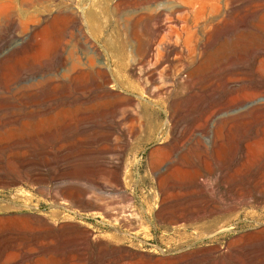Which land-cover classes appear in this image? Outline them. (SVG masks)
I'll return each mask as SVG.
<instances>
[{
  "label": "bare ground",
  "instance_id": "6f19581e",
  "mask_svg": "<svg viewBox=\"0 0 264 264\" xmlns=\"http://www.w3.org/2000/svg\"><path fill=\"white\" fill-rule=\"evenodd\" d=\"M99 2L76 0V4L82 7L81 12L74 6L53 5L50 23H61L62 35H51L52 46L42 57L43 62L34 70L19 71L12 81L27 88L28 91L22 92L21 97L29 109L14 112L0 101V111H4L10 125H18L26 134L29 129L38 130L42 127L41 122L53 121L56 116L52 115L50 106L57 95L47 91L49 85L56 83L64 89L68 84L83 80V88L77 90L73 101L74 104L77 99L86 103L84 106L82 103L73 105L72 111L106 110L103 113L106 137L114 134L117 148L114 157L104 154L99 159L94 157L93 162L96 158L105 167L109 182L101 181L104 182L102 186L94 172L91 175L93 179H89L96 185L94 188L83 187L81 181L72 179L57 183L63 178L78 176L81 168L74 171L77 173L67 171L63 166L52 168L47 158L50 152L37 146L25 150L23 147L27 138L24 142H16L17 147L7 153L11 161L8 159L6 163L0 158V248L7 243L10 234L24 231L30 235L38 233L43 239L34 244L36 247L26 248L21 256L13 258V264H26L25 260L30 258L34 259L33 264H46L39 250L42 247H48L57 254L71 249L74 253L70 264H264V133L258 126L264 121V0H118L113 5L114 36L102 33V50L90 41L87 33L94 28L92 19L97 18L94 6ZM12 21L9 32L0 37V80L8 57L12 58L30 42L31 37L35 42L33 44L38 45L33 34L34 26L29 35L18 38L15 30L20 24L15 22L14 17ZM15 38L19 41L11 43ZM36 50H39L38 47ZM12 95L19 96L20 92L14 91ZM196 117L211 121L216 128L211 131L215 136L213 140L222 148L226 147L227 135L237 134V139L235 135L233 138L237 142L232 159L237 166L248 167L247 160L252 156L254 145L260 141L262 150L258 155L257 170L240 174L214 172L213 181L209 182L201 178L203 173L198 169L190 172L177 168L178 164L174 162L181 151L180 140L184 127L187 128L185 123L192 122ZM87 124L82 123L79 130L87 129ZM95 128L92 131H98ZM207 130L204 127L198 129L199 136H206ZM154 141L158 142L149 150L148 156L158 155L161 159L149 160L146 172L139 174L134 182L136 173L128 168L129 164L124 160L125 152ZM69 145L67 148L71 147ZM68 150H65L66 154L71 155ZM74 156H80V152L77 151ZM206 161L202 163L206 164L203 168L209 165ZM172 163L176 166H171ZM92 171L91 168L89 172ZM98 176L102 178L100 174ZM145 177L153 179L147 186L143 182ZM50 181H55L56 186L50 188ZM178 181L187 185L181 182L184 187L179 188V183L176 185ZM191 181L196 183L188 185ZM12 185L35 187L42 195L50 196L55 208L48 213L27 212L31 208L37 209L38 202L34 200L37 203L30 204L32 197L24 193L27 191L21 186L10 189ZM100 186L110 190L107 194L102 192L107 197L114 191V207L111 202L103 201L106 196H100ZM83 206L99 210L91 217L110 218L114 214V225L134 232L135 236L141 233L148 237L150 230L146 217L161 222L160 226L165 231L166 228L170 230L166 233L169 237L166 239L169 241L167 247L178 250L177 254L155 256L156 251H146L141 243L123 233H108L104 239L99 238L92 225L75 219L82 210L78 213L74 208L81 209ZM255 208H262V212ZM20 219H25L28 227L23 226L25 222L20 224ZM245 220L255 221L257 228L244 232L226 246L212 244L227 234L223 231L232 221L237 224V221ZM178 221L182 222L177 224ZM202 237H208L211 245L192 249L193 241ZM52 253L47 255L48 259L55 258Z\"/></svg>",
  "mask_w": 264,
  "mask_h": 264
},
{
  "label": "rangeland",
  "instance_id": "374dc122",
  "mask_svg": "<svg viewBox=\"0 0 264 264\" xmlns=\"http://www.w3.org/2000/svg\"><path fill=\"white\" fill-rule=\"evenodd\" d=\"M18 1V2H17ZM105 1V2H104ZM118 0H100L99 4L94 6L95 8V12H96V16L97 18L92 19V23L94 25V28H92V30H89L87 33L90 35V41L94 42L98 48L100 50H102L101 47V38L100 36L102 35V33H108L109 36L113 37L114 35V4L117 2ZM56 2V3H55ZM57 3H61L63 6H65L66 8H71L74 6V9L76 7L79 8L80 12L82 11V7H80V5L76 4V0H0V37L9 32V30L11 29V21L12 18L14 17V20L16 23L20 24L17 25L19 27H17V30H15V35L20 38V37H25L27 35L30 34L31 32V27L34 26L36 29L33 32L34 36L36 37V41L38 45H35L33 43H35L31 37V40L28 44L24 45V47L21 50H18L13 56L8 57V62L6 63L5 67L6 70H4V75L2 76V79L0 80V101L2 103H4L5 105L9 106L10 109L14 112H25L29 109L28 104H26L23 101V97H21V93L22 92H26L28 91L26 87H21L18 84L12 82L14 81V77L17 75V73H19V71L21 70H34L42 61V57L45 55V53L47 52L48 49H50V47L52 46V39H51V35L53 34H58V35H62V31H61V23H55V25L51 22V16H52V10L54 8L53 5L57 4ZM66 5H65V4ZM51 4V5H50ZM73 4V5H72ZM103 4V5H102ZM76 5V6H75ZM101 7H100V6ZM98 7V8H97ZM97 8V9H96ZM75 9V10H76ZM103 10V11H102ZM106 10V12H105ZM110 10V11H109ZM109 11V12H108ZM112 11V12H111ZM51 12V13H50ZM43 13V14H42ZM107 13V14H106ZM109 13V14H108ZM111 13V14H110ZM109 15V16H108ZM40 17V18H38ZM111 18V20H110ZM28 20V23H27ZM31 20V21H30ZM35 20V21H34ZM47 20V21H46ZM34 21V22H33ZM6 22H8L6 24ZM13 22V21H12ZM25 24H24V23ZM30 22V23H29ZM96 22V23H95ZM50 23V24H49ZM106 23V24H105ZM21 24H23L21 26ZM60 24V25H59ZM96 24V25H95ZM44 25V26H43ZM57 27H54L56 26ZM108 25V26H107ZM24 29H22L21 27ZM28 26V27H27ZM43 26V27H42ZM107 26V27H106ZM26 28V29H25ZM113 28V30H112ZM24 30L22 32V30ZM41 29V30H40ZM49 29V30H48ZM38 30V31H37ZM54 30V31H53ZM41 31V32H40ZM60 31V32H59ZM111 32V33H110ZM61 33V34H60ZM42 34V35H41ZM107 34V35H108ZM44 36V37H43ZM37 37H41L37 38ZM18 38H15L12 40L11 43H16L19 41ZM49 39V40H48ZM32 42V43H31ZM32 44V45H31ZM28 46V47H27ZM40 46V47H39ZM39 50H36L35 48ZM40 49H42L40 51ZM36 50V52H35ZM20 51V52H19ZM33 51V52H32ZM40 54H39V53ZM25 53V54H24ZM32 53V55H31ZM36 53V54H35ZM38 53V55H37ZM24 54V55H23ZM37 55V56H36ZM106 57H108L107 55H105ZM33 57V58H32ZM11 58V59H10ZM18 60H17V59ZM26 58V59H25ZM48 58V57H47ZM16 60V61H15ZM22 60V61H21ZM47 60V59H46ZM21 61V62H20ZM12 62V63H10ZM10 63V64H9ZM17 63V64H16ZM18 63L20 65H18ZM36 64V65H35ZM17 65V67H16ZM22 65V66H21ZM10 66V67H9ZM20 67V68H19ZM26 67V68H25ZM31 67V68H30ZM19 69V70H18ZM6 71V72H5ZM8 73V75H6ZM11 73V74H10ZM7 78V79H6ZM83 80H81L80 83L75 82L73 84H68L67 86H64V89H61V86H56L59 84L53 83L51 85H49V88H47V91H49L50 93H55L53 95H57L56 99L52 100V105L51 107V113L54 117L53 121L50 122H41L40 126L42 125V127L38 130L36 129H29L30 131L24 132L23 130H20V128L18 127V125L16 124H9L7 122V117L3 114L4 111H0V158L2 160H4L6 163H8L9 161H11L10 157H8L7 153H9V151H12V148L15 146L16 142H20V141H25L26 138L28 139V141H25V150L29 149L32 146H37L39 149L42 150H46L47 153H49L50 155H47V158H49V165H52V168H56L58 167H65L67 168V171L70 172H74L76 171V169H80V172H74L79 174L76 177H72V178H63L61 180L56 181L57 183H61L62 181H72V180H78V182L80 183L81 181V185H83V187H85L86 185L88 187H93L96 186L94 185L92 180L93 178L91 177V175L93 176L94 172L96 174V179L99 180L98 183H100L101 181H104L106 183H108V177L106 174L105 167H103L102 164L99 163V160L97 161V159H99L100 155H106V156H110V157H114L113 153L114 150L117 148L116 144H117V140L115 138V135L113 134V136L107 138L106 137V129H105V123H104V117H103V113L106 111H104L103 109L97 108L95 110H88V109H82L79 110L78 113H74L73 110V105L75 104H83L86 102H80L78 99L76 100L75 104L73 101V97L75 96V93L78 92L80 89L83 88L82 85ZM9 84V85H8ZM4 87H3V86ZM54 86V87H53ZM13 87V88H12ZM19 87V88H18ZM68 87V88H67ZM25 88V89H24ZM74 88V89H73ZM79 88V89H78ZM57 89V90H56ZM66 89V90H65ZM69 89V90H68ZM7 90V91H6ZM9 90V91H8ZM20 92V97L18 95H12L13 92L17 91ZM78 90V91H77ZM13 91V92H12ZM9 92V93H8ZM66 92V93H65ZM4 93V94H3ZM65 93V94H64ZM68 93V94H67ZM34 94V93H33ZM73 94V95H72ZM66 95V96H65ZM18 98H17V97ZM60 97V98H59ZM6 98V99H5ZM2 99V100H1ZM80 102V103H79ZM69 103V104H68ZM11 105V106H10ZM62 109V110H61ZM63 111V112H62ZM109 111V110H108ZM112 111V110H110ZM81 113V114H80ZM90 115H89V114ZM3 114V115H2ZM93 115V116H92ZM96 115V116H95ZM86 117V118H85ZM93 117V118H91ZM88 119V120H87ZM202 121V122H198V121ZM187 121L185 123V125L187 126L184 127V134L182 136V139L180 140V154L179 157L176 158V162H174L177 165V168L181 169L182 171H186L189 170L191 171H198L201 172L202 177L206 179L207 181L211 182L213 181V176H214V172H219V171H223V173H227V174H233L238 172L240 174L241 173H246L245 171H247V173H251L254 170H257V159L258 155L260 156L261 150H262V145L260 143V141H258L256 143V145H254V150L252 153V156L247 160V166H240L235 163H233L232 159L235 155V150H236V142L237 140V134L234 135H227L225 137V141H226V147H221L215 140V136L213 133L212 136V132L211 131H215L216 128H214L211 125V121H204L203 118H199L196 117L194 120ZM205 123H204V122ZM88 122V124H87ZM95 122V123H94ZM103 122V123H101ZM190 122V123H189ZM207 122V123H206ZM83 124H87L88 127L91 129H89L87 127V129L81 131L79 130L80 125ZM200 125H198V124ZM7 124V125H6ZM47 124V125H46ZM52 124V125H51ZM191 124V125H190ZM262 124V125H261ZM14 127H13V126ZM204 125V126H203ZM207 125V126H206ZM261 125V126H260ZM191 126V127H190ZM194 126V128H193ZM199 128H198V127ZM204 127L207 130V137L206 136H199L198 133V129H200L201 127ZM206 126V127H205ZM260 131H262L264 133V121L258 124ZM7 127L10 129H7ZM12 129H11V128ZM96 127V128H95ZM262 127V128H261ZM5 128V130H4ZM43 128V129H42ZM98 130V131H92V130ZM101 128V129H100ZM210 128V129H209ZM213 128V130H212ZM89 129V131H88ZM3 130V132H2ZM87 130V131H86ZM7 131V132H6ZM17 131V132H16ZM40 131V132H39ZM43 131V132H42ZM90 131H92L91 135H90ZM105 132V133H101V132ZM186 131V132H185ZM189 131V132H188ZM193 131V132H192ZM10 132V133H9ZM79 132V133H78ZM87 132V133H86ZM100 134H99V133ZM89 133V134H88ZM96 133V134H95ZM187 133V134H186ZM191 133V134H190ZM195 133V134H193ZM9 134V135H8ZM84 134V135H83ZM98 134V135H97ZM5 135V136H4ZM73 135V136H72ZM88 136L89 138H85V136ZM90 135V136H89ZM185 135V136H184ZM194 135V136H192ZM16 136V137H15ZM26 136V137H25ZM96 136H98V138H96ZM211 136V138H210ZM22 137V139L20 138ZM31 137V138H30ZM92 137V138H91ZM104 137V138H102ZM189 137V138H188ZM203 137V138H202ZM207 139H205V138ZM229 139H228V138ZM232 137V138H231ZM235 137V139H233ZM3 138V139H2ZM34 138V139H33ZM83 138V139H82ZM85 138V139H84ZM196 138V139H195ZM227 138V139H226ZM14 139V140H13ZM36 139V140H35ZM87 139V140H86ZM202 139V140H201ZM204 139V140H203ZM209 139V141H208ZM214 139V140H213ZM231 139V141H230ZM73 142H72V141ZM75 140V141H74ZM78 140V141H77ZM81 140V141H80ZM111 140V142H110ZM213 140V142H212ZM258 140V139H257ZM54 141V142H53ZM66 141V142H65ZM70 141V142H69ZM77 141V142H76ZM115 141V142H114ZM203 141V142H202ZM229 141V142H228ZM30 142V143H29ZM31 142L33 144H31ZM47 142V143H44ZM84 144H82V143ZM109 142V143H108ZM158 141H154V142H150L146 145H141L139 148H135V150H128L125 152L124 155V160L126 163L129 164L128 168H132V170L135 171L136 176L133 177L134 182L138 180V176L142 175L143 173L146 172V170L148 169L149 166V160L153 161L156 159H161V157L159 158L158 155L149 157V150L152 149V147L154 145H156ZM200 144H199V143ZM202 142V143H201ZM207 142V143H206ZM216 142V143H215ZM233 142V143H232ZM27 143V144H26ZM63 145H62V144ZM71 144L67 148L68 144ZM81 143V145H79ZM184 143V144H183ZM205 143V144H204ZM212 143V144H211ZM229 143V144H228ZM3 148H2V146ZM12 144V145H10ZM53 144V145H51ZM202 144V146H201ZM214 144V145H213ZM234 144V145H233ZM59 145V146H58ZM62 145V146H61ZM66 145V146H65ZM86 145V146H85ZM183 145V146H182ZM200 145V146H199ZM208 145V146H207ZM212 145V146H211ZM218 145V146H217ZM28 146V147H27ZM51 146V147H50ZM182 146V147H181ZM215 146V148H214ZM220 146V147H219ZM17 147V146H15ZM57 147V149H56ZM78 147V149H77ZM85 149H84V148ZM87 147V148H86ZM116 147V148H115ZM142 147V148H141ZM211 149H210V148ZM221 149H219V148ZM234 149H233V148ZM259 147H261L259 149ZM48 148V149H47ZM52 148V149H51ZM82 148V149H81ZM183 148V149H182ZM2 149V150H1ZM69 149V150H68ZM71 149V150H70ZM139 149V150H138ZM143 149V150H142ZM179 149V150H180ZM204 149V150H203ZM213 149V150H212ZM223 149V150H222ZM226 149V150H224ZM68 150L69 154H66V151ZM108 150V151H107ZM216 150V151H215ZM56 151V152H55ZM63 151V153H62ZM77 151L80 152V156L76 157L74 156V154L77 153ZM133 151V153L131 152ZM220 151V152H219ZM222 151H224L222 153ZM232 151V152H231ZM137 152V154H136ZM216 152V153H215ZM256 154H255V153ZM53 153V154H52ZM60 153V154H59ZM142 153V154H141ZM145 153V154H144ZM218 156H220L217 160L216 154H218ZM65 156H64V155ZM224 154V155H222ZM255 154V155H254ZM3 155V156H2ZM61 155V156H60ZM69 155V156H68ZM215 155V156H214ZM229 155V156H228ZM232 155V157H231ZM254 155V156H253ZM68 156V157H67ZM97 156V157H96ZM138 156V157H137ZM204 156V157H203ZM222 156V158H221ZM226 156V157H225ZM54 157V158H51ZM61 157V158H60ZM96 157L94 159L93 162V158ZM134 157V158H132ZM146 157V158H145ZM224 157V158H223ZM231 157V158H229ZM136 158V159H135ZM154 158V159H153ZM252 158V159H251ZM7 161H6V160ZM9 159V161H8ZM63 159V160H62ZM76 159V160H75ZM129 161H127V160ZM185 159V160H184ZM208 160V162L206 161V163H208L207 168L206 164H202L205 163L204 161ZM132 160V161H131ZM179 160V161H178ZM181 160V161H180ZM67 161V162H66ZM69 161V162H68ZM89 161V162H88ZM68 163V165L66 163ZM88 162V163H87ZM98 162V164L96 163ZM131 162V163H130ZM159 162V161H158ZM256 162V163H255ZM70 163V164H69ZM84 163H87L84 165ZM93 163V164H91ZM95 163V165H94ZM174 163H172L171 166L175 165ZM229 163V165H228ZM147 164V165H145ZM223 164L225 166H223ZM255 164V165H254ZM54 165V167H53ZM156 165V164H155ZM182 165V167L180 166ZM252 165V166H251ZM70 166V167H69ZM92 166V167H91ZM96 166V167H95ZM133 166V167H132ZM140 166V167H139ZM176 166V165H175ZM173 166V167H175ZM202 166H205L204 168ZM88 167V168H87ZM92 168L93 171L89 172L90 169ZM95 167V168H94ZM100 167V168H99ZM145 167V168H144ZM188 167V168H187ZM209 167V168H208ZM225 167V168H224ZM228 167V168H227ZM231 167V168H230ZM242 167V168H241ZM249 168V169H246ZM255 167V168H254ZM98 168V170H97ZM147 168V169H146ZM220 168V169H219ZM71 169V170H70ZM103 169V171L101 170ZM137 169V170H136ZM186 169V170H184ZM209 169V170H207ZM222 169V170H221ZM224 169V170H223ZM84 170V171H83ZM88 170V171H86ZM95 170V171H94ZM207 170V172L205 173V171ZM216 170V171H215ZM237 170V171H236ZM86 171V173H85ZM99 173H97V172ZM105 171V172H104ZM203 171V172H202ZM227 171V172H226ZM102 172V174L100 173ZM104 173V174H103ZM236 173V174H238ZM101 175L102 178H100ZM140 174V175H139ZM83 178H82V176ZM210 175V177H209ZM204 176V177H203ZM99 177V179H98ZM207 177V178H205ZM87 178V180H86ZM92 178V179H91ZM65 179V180H64ZM72 179V180H70ZM90 179V180H89ZM95 179V178H94ZM95 179V180H96ZM146 179V181H145ZM144 179V184L147 186V184L151 183V181H153V179L151 177H145ZM96 180V181H97ZM61 181V182H60ZM52 182V183H51ZM55 181H50L48 182L49 187L53 188L54 186H56L55 184H57ZM85 182V183H84ZM89 182V183H87ZM93 183V185L91 183ZM104 182H101L100 184L103 186ZM139 182V181H138ZM183 181H178L176 183V185L178 184L179 188H183L184 184L187 185L186 182ZM54 183V184H53ZM83 183V184H82ZM87 183V184H86ZM105 183V184H106ZM195 184L196 182L191 181L188 183V185ZM52 184V185H50ZM181 184V185H180ZM85 185V186H84ZM22 187L24 189V191L26 190L27 192H24L26 195H28L29 197H32L30 204L34 205V203L37 204V209L31 208L29 209V213H40V212H45L48 213L50 210L54 209L55 207L52 205V202L50 201L51 198L50 196L47 194H43L39 193L38 190H35L36 188L33 187L29 188L25 185H12L11 187H9L10 189L16 188V187ZM86 186V187H87ZM100 186V188H98L99 192L101 191V195L99 193L100 196L107 194V190L110 191L109 189H104ZM219 189L221 190V187H219ZM31 190V191H30ZM97 190V189H96ZM97 190V191H98ZM30 192V193H29ZM34 192V193H33ZM104 192V194L102 193ZM39 193V194H38ZM114 191H111V195L109 193L110 197H103L105 199H103V201L106 200V202H111V206L114 207V195H113ZM6 194V193H5ZM33 197H36L33 198ZM46 197V198H45ZM49 199H48V198ZM0 198H2V196H0ZM39 198V200H38ZM43 198V200H42ZM112 199V200H111ZM151 199V198H150ZM36 200V201H34ZM43 202H42V201ZM45 200V201H44ZM111 200V201H109ZM50 201V202H49ZM102 202V201H101ZM150 202H153V200H150ZM181 202V201H180ZM46 203V204H45ZM49 203V204H48ZM182 203V202H181ZM45 204V205H42ZM183 204V203H182ZM42 206V207H41ZM50 206V207H49ZM53 208H52V207ZM64 207V206H63ZM85 208V210H84ZM42 209V210H41ZM46 209V211L44 210ZM60 209H62V207H60ZM76 210V212L79 213V211H81L79 214L75 213V219L76 220H81L86 224H90L94 227V232L95 234L98 235L99 238L104 239V237L106 236V234H114V233H120V234H125L128 235L129 237H131L132 239H134L135 242L141 243L142 247H144V249L146 251H156L155 252V256H164L165 253L167 254H177L176 249H169L167 246L169 244V241H166V239L168 240V234L169 233V229L166 228V231L163 227H161L160 225L162 224L161 222H158L154 219H149V217H146L145 221H146V225L148 227L149 231V235L148 237H144L142 236L141 233L136 234L137 236H135V234H133L134 232L126 230L125 228L120 229L117 227V225H114L113 223V219H114V214L112 217V219L110 218H101V217H91L93 216L92 214H97L99 213L98 209H91L90 206H83L81 209H76V207L74 208ZM256 211L262 212V208H255ZM85 212H84V211ZM94 211V212H93ZM26 212V211H25ZM71 214L73 215V213L71 212ZM152 215L154 216V214L152 213ZM84 216V217H83ZM78 217V218H77ZM104 219V220H103ZM107 220V221H106ZM113 220V221H112ZM104 221V222H103ZM25 222V224L23 226L28 227V223L25 219H20V224H23ZM108 222V223H107ZM182 221H178L177 224H180ZM239 221L236 222L232 221V223H230L227 228L224 229L223 234L227 233L226 235H222L219 240L215 243L212 244H222L221 246H226L228 244L229 241H233L235 239H237L240 235H242L244 232L249 231V230H253L255 228H257V225L254 221L253 222H247L245 221H241L240 223H238ZM250 223L248 226H245V223ZM106 223V224H105ZM110 223V224H109ZM113 223V224H112ZM148 223V224H147ZM161 223V224H160ZM244 223V224H243ZM254 225H253V224ZM157 224V225H156ZM159 224V225H158ZM153 226V227H152ZM158 226V228H157ZM172 226V225H170ZM244 226V227H243ZM101 227V228H100ZM150 227V228H149ZM255 227V228H254ZM250 228V229H249ZM253 228V229H252ZM157 229V230H156ZM116 231V232H115ZM164 231V232H163ZM168 231V232H167ZM159 232V233H158ZM165 233V234H162ZM19 234V235H18ZM132 235V236H131ZM141 235V236H140ZM154 235V236H152ZM203 235H206L203 233ZM233 235V236H232ZM101 236V237H100ZM103 236V238H102ZM139 236V237H138ZM152 236V237H151ZM157 236V238H156ZM159 237V238H158ZM226 237V238H225ZM229 237V238H228ZM12 238V239H11ZM33 238V239H32ZM41 238V239H40ZM14 239V240H13ZM42 235H38V233H34L32 235H30V233H24V231H15L13 234H10L7 243H5L2 246V249L0 248V264H13L14 259L13 258H18L19 256H21L26 248L29 247H36V245L39 242V240H42ZM148 239V240H147ZM162 239V240H161ZM233 239V240H232ZM23 240V241H22ZM153 240V241H152ZM158 240V241H157ZM164 240V241H163ZM20 241L22 243H20ZM36 241V243H35ZM140 241V242H139ZM162 241V242H161ZM32 242V243H31ZM164 242V243H163ZM167 242V243H166ZM206 242V243H205ZM220 242V243H219ZM160 243V244H159ZM210 239H208V237H202V238H198L195 239L193 241V247L192 249H194V247L197 248H205L210 244ZM29 244V245H28ZM145 244V245H144ZM208 244V245H206ZM10 247H8V246ZM14 245V246H13ZM16 246V247H15ZM150 246V247H149ZM164 246V247H163ZM199 246V247H198ZM19 247V248H18ZM149 247V248H148ZM155 247V248H154ZM167 247V248H166ZM152 248V249H151ZM161 251H160V249ZM226 247L223 248V250ZM25 249V250H24ZM46 249V251H45ZM156 249V250H155ZM2 250V251H1ZM21 250V251H19ZM43 255H44V260L46 261V264H53L52 262H54V264H70L72 262L71 255L72 253H74V251H70L66 250L60 253H52V249L46 247V248H40L39 249ZM49 250V251H48ZM222 250V251H223ZM228 250V249H227ZM51 251V252H50ZM49 253L53 254L52 259H48L47 255ZM17 255V256H16ZM19 255V256H18ZM56 255V256H55ZM59 255V256H58ZM67 255V257H66ZM69 255V256H68ZM11 257V260H8ZM65 258V259H64ZM56 259V260H55ZM51 260V261H50ZM63 260V261H61ZM50 261V262H47ZM61 261V262H60ZM6 262V263H4ZM26 264H33L34 259L30 258V259H26L25 260ZM56 262V263H55ZM17 263V262H16ZM104 264H106L104 262ZM109 264V263H107ZM220 264V263H218Z\"/></svg>",
  "mask_w": 264,
  "mask_h": 264
}]
</instances>
